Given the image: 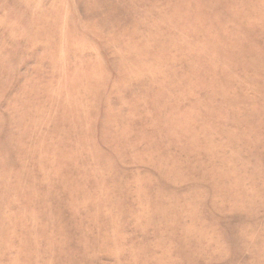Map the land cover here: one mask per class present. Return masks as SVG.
<instances>
[{
	"label": "rangeland",
	"instance_id": "rangeland-1",
	"mask_svg": "<svg viewBox=\"0 0 264 264\" xmlns=\"http://www.w3.org/2000/svg\"><path fill=\"white\" fill-rule=\"evenodd\" d=\"M0 264H264V0H0Z\"/></svg>",
	"mask_w": 264,
	"mask_h": 264
}]
</instances>
